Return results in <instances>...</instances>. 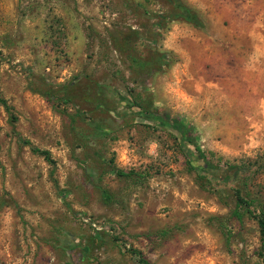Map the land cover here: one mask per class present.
Listing matches in <instances>:
<instances>
[{
    "label": "rangeland",
    "instance_id": "374dc122",
    "mask_svg": "<svg viewBox=\"0 0 264 264\" xmlns=\"http://www.w3.org/2000/svg\"><path fill=\"white\" fill-rule=\"evenodd\" d=\"M263 44L264 0H0V264H264Z\"/></svg>",
    "mask_w": 264,
    "mask_h": 264
},
{
    "label": "trees",
    "instance_id": "16d2710c",
    "mask_svg": "<svg viewBox=\"0 0 264 264\" xmlns=\"http://www.w3.org/2000/svg\"><path fill=\"white\" fill-rule=\"evenodd\" d=\"M180 8H181V16L183 18H185L188 21H193V22L196 20V16L191 10L183 6H180ZM1 103L3 107L7 110L8 107L5 104V102L1 101ZM136 113L142 117H146V118L153 120L154 122L158 123L161 126L171 128L173 131H175L177 137L181 141H185L189 143L190 145H192L194 147L195 152H193L192 150H189L188 148H184L183 155L185 159L187 160V162L189 164L191 163L190 165L193 170L204 171L206 169L201 166L198 167L197 164H195V161L197 159H200L201 163L205 167H211L213 165L209 162V160L206 158L204 153L197 146H195L190 128L188 126L182 124L177 119L168 120V118L162 114H148L146 112H143L142 110H136ZM16 140L20 144L27 146L30 152L41 156L48 163L52 162L49 156V152L47 150L40 149L32 145L27 139L21 138L18 134H16ZM115 173L119 175L122 174V172L117 169H115ZM234 204H235V209L243 208L245 212L251 214L252 217L254 218L256 225H257V229H258V239L260 242V246L264 250V212L263 211L255 212L254 210H252L251 201L242 197L239 190L237 189L234 190ZM130 252L135 258V264H149L148 260L145 259L140 254L139 251L135 249H130Z\"/></svg>",
    "mask_w": 264,
    "mask_h": 264
},
{
    "label": "crops",
    "instance_id": "0c3cea01",
    "mask_svg": "<svg viewBox=\"0 0 264 264\" xmlns=\"http://www.w3.org/2000/svg\"><path fill=\"white\" fill-rule=\"evenodd\" d=\"M263 49H264V44H263ZM257 58H262L263 62H264V50L263 51H258L257 53L254 52L253 56H252V61L254 63V60Z\"/></svg>",
    "mask_w": 264,
    "mask_h": 264
}]
</instances>
